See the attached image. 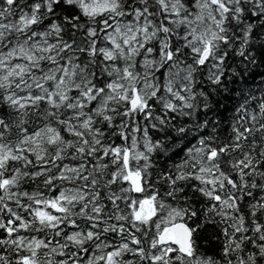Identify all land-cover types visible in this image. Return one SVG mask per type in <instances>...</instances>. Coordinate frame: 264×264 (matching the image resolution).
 Masks as SVG:
<instances>
[{
  "label": "snow or ice",
  "instance_id": "obj_1",
  "mask_svg": "<svg viewBox=\"0 0 264 264\" xmlns=\"http://www.w3.org/2000/svg\"><path fill=\"white\" fill-rule=\"evenodd\" d=\"M0 264H264V0H0Z\"/></svg>",
  "mask_w": 264,
  "mask_h": 264
}]
</instances>
